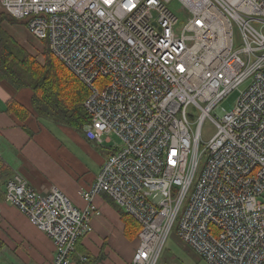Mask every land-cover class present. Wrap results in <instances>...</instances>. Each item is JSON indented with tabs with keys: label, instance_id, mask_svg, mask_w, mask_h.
Segmentation results:
<instances>
[{
	"label": "built area",
	"instance_id": "obj_1",
	"mask_svg": "<svg viewBox=\"0 0 264 264\" xmlns=\"http://www.w3.org/2000/svg\"><path fill=\"white\" fill-rule=\"evenodd\" d=\"M0 8L87 87L83 135L110 144L80 189L83 208L55 186L6 180L5 201L53 241L50 264L72 263L98 194L140 224L132 264H156L173 229L208 264H264V0H0ZM234 90L226 111L220 103ZM206 120L214 132L203 140Z\"/></svg>",
	"mask_w": 264,
	"mask_h": 264
},
{
	"label": "crops",
	"instance_id": "obj_2",
	"mask_svg": "<svg viewBox=\"0 0 264 264\" xmlns=\"http://www.w3.org/2000/svg\"><path fill=\"white\" fill-rule=\"evenodd\" d=\"M21 90L23 89L13 90L0 82V158L10 167V176H22L37 191H46L52 186L59 187L72 203L82 208L84 202L79 194L80 189L92 183L100 167L91 171L86 163L73 165L69 153L65 154L61 147H58L62 151L58 156L59 160L53 161L52 156L56 155L59 140L43 127V123L31 115L22 121L5 111L6 101L12 97L30 108L26 105L27 102L22 101L24 97L21 93L24 91ZM30 96L29 93V102ZM56 126L61 130L69 129ZM69 131L75 132L72 129ZM63 132H60L58 138L64 134L70 135L68 131ZM106 151L108 154L109 151ZM49 164L56 166L52 175L49 174ZM5 180L0 186V238L6 246L0 254V261L3 264H50L55 250L53 241L31 224L23 213L5 201ZM97 209L99 213L91 220L92 232L82 236L81 246L93 256L102 251L104 256L99 264L131 262L136 240L131 241L124 236L123 224L116 208ZM76 256L80 258L83 254ZM72 262L71 264H77L75 258Z\"/></svg>",
	"mask_w": 264,
	"mask_h": 264
},
{
	"label": "trees",
	"instance_id": "obj_3",
	"mask_svg": "<svg viewBox=\"0 0 264 264\" xmlns=\"http://www.w3.org/2000/svg\"><path fill=\"white\" fill-rule=\"evenodd\" d=\"M5 20L10 23L16 22L6 14H0V82L16 91L29 89L31 94L30 108L12 97L6 101L5 111L22 121L31 115L42 119L43 122L60 125L83 135V126L90 119L83 107L88 94L87 87L51 53L48 44L41 52L42 61L29 53L2 27ZM10 173V167L0 158V181L7 180ZM111 203L123 224L124 236L131 241L135 239L136 246L140 224ZM81 238L77 239L75 252L71 256L76 259L77 264H99L103 259V252L100 251L95 256L88 254L80 244ZM5 246L0 238V254ZM81 253L85 257L83 260L76 256ZM0 264L3 263L0 261Z\"/></svg>",
	"mask_w": 264,
	"mask_h": 264
},
{
	"label": "rangeland",
	"instance_id": "obj_4",
	"mask_svg": "<svg viewBox=\"0 0 264 264\" xmlns=\"http://www.w3.org/2000/svg\"><path fill=\"white\" fill-rule=\"evenodd\" d=\"M172 8L175 10L180 9V6L177 3H173ZM0 14H4L3 11L0 8ZM5 15V14H4ZM2 27L6 30V32L19 44H21L25 49L28 50L29 53L36 56L37 59L42 61V55L41 52L44 50V46L47 44L45 40L36 38L33 36L30 31L28 30L27 26L20 21H16L14 23H10L8 21L2 22ZM234 42L235 45H238V39L237 35L234 36ZM21 91H24L21 93V95L24 97L22 100L24 103H26L27 106L31 107V104L28 99V94L30 93L29 89H23ZM238 94L237 90H234L231 92L228 96H226L220 103V106L224 108L226 111L231 110L233 107L236 96ZM42 120V119H41ZM40 120V121H41ZM43 127L46 130H49L50 133L53 134L54 138H57L59 140L58 145L56 146V155H53L52 160L56 161L59 160V154L62 152L59 150L58 147H61L65 150V154L69 153V159L72 160L75 164H84L86 163L87 166L91 171L96 170L97 168L101 167L104 160L107 156V149L104 147H109L110 144L103 143V147H99L95 145L93 142L87 140L84 136H79L76 134V132H70L69 129L67 130H61L60 127L56 126V124H52L49 122H43ZM49 129H47L46 127ZM63 131H68L70 135L64 134L62 137L58 138L60 136V132L64 133ZM214 132L213 124L206 120L203 123L202 126V132L201 136L203 140H207L212 133ZM113 139L116 140L115 137ZM51 172L49 173L52 175L54 165H50ZM2 185V181H0V186ZM59 188V187H58ZM60 189V188H59ZM80 194V192H79ZM81 196V194H80ZM102 194L96 195L94 199V204H96V207L98 208H104V209H111L113 208L111 202H109L108 198H105ZM82 201L84 202V207L86 206V202L81 196ZM72 203V201H71ZM74 206V203H72ZM79 207V206H77ZM81 208V207H79ZM94 216V215H93ZM113 226L115 224H112ZM106 244V243H105ZM73 263V262H72ZM115 264H122L121 262H115ZM124 264H132L128 261ZM156 264H208L206 261L201 259L193 250H191L188 246L183 244L176 236L175 230L173 229L170 234L168 235L162 251L159 255V259L157 260Z\"/></svg>",
	"mask_w": 264,
	"mask_h": 264
},
{
	"label": "bare ground",
	"instance_id": "obj_5",
	"mask_svg": "<svg viewBox=\"0 0 264 264\" xmlns=\"http://www.w3.org/2000/svg\"><path fill=\"white\" fill-rule=\"evenodd\" d=\"M17 173H18V172H17ZM95 205H96V204H95ZM83 207H84V206H83ZM83 207H82V208H83ZM98 211H99V210H98ZM158 259H159V258H158Z\"/></svg>",
	"mask_w": 264,
	"mask_h": 264
}]
</instances>
